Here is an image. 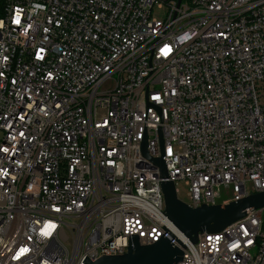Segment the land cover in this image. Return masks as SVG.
<instances>
[{
  "label": "built area",
  "instance_id": "built-area-1",
  "mask_svg": "<svg viewBox=\"0 0 264 264\" xmlns=\"http://www.w3.org/2000/svg\"><path fill=\"white\" fill-rule=\"evenodd\" d=\"M165 181L190 208L264 192V0H0V264L169 233L177 264H264V206L193 244Z\"/></svg>",
  "mask_w": 264,
  "mask_h": 264
},
{
  "label": "water",
  "instance_id": "water-1",
  "mask_svg": "<svg viewBox=\"0 0 264 264\" xmlns=\"http://www.w3.org/2000/svg\"><path fill=\"white\" fill-rule=\"evenodd\" d=\"M181 0H178V4ZM161 146H162V141ZM143 156L158 168L161 178L167 176L163 153L151 159L146 153V144H142ZM164 196L165 215L173 226L191 243H196L199 234L218 232L230 224L244 218L250 210L264 206V192L249 195L238 201L217 205H202L190 208L177 198L173 182L161 183ZM150 245H140L137 235L128 236L127 251L123 255L102 256L93 263L85 257L81 264H177L182 261L185 246L169 233ZM171 240H176L173 245Z\"/></svg>",
  "mask_w": 264,
  "mask_h": 264
},
{
  "label": "rangeland",
  "instance_id": "rangeland-1",
  "mask_svg": "<svg viewBox=\"0 0 264 264\" xmlns=\"http://www.w3.org/2000/svg\"><path fill=\"white\" fill-rule=\"evenodd\" d=\"M167 13V9L166 7H161L158 8L157 6H155L153 8V16L157 17L161 20L164 19L165 14ZM175 191H176V195L177 198L182 201V202H186L187 197H186V192H187V186L184 184V182L182 181H178L175 183ZM220 197L221 199L219 200V202L223 201V200H228L232 193H231V189L228 188H220Z\"/></svg>",
  "mask_w": 264,
  "mask_h": 264
}]
</instances>
